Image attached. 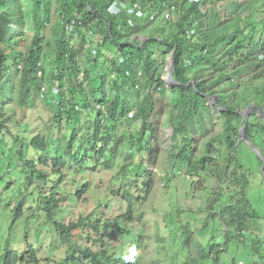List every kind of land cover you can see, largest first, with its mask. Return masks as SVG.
I'll return each instance as SVG.
<instances>
[{"label":"trees","instance_id":"trees-1","mask_svg":"<svg viewBox=\"0 0 264 264\" xmlns=\"http://www.w3.org/2000/svg\"><path fill=\"white\" fill-rule=\"evenodd\" d=\"M113 1L128 7L137 2L146 14L141 19L126 10L112 15L108 6ZM57 3L59 28H54L58 38L51 37L54 46L44 35L51 17L49 0H0V151L5 146L12 151L11 173L23 191L12 208V223L23 216L26 200L36 197L61 246L66 247L58 264H126L121 244L130 243L129 224L143 220L154 181L146 163L160 160L165 153L174 170L197 176V189L207 188L205 180L215 181L210 190L221 205L219 212L207 214L197 231L200 236L206 234L208 218L215 215L226 226L223 244L230 242L233 233L255 236L253 230L262 216L248 196L251 173L234 161L244 126L248 140L262 155L257 157L259 165H264V119L258 115V110L264 112V0ZM172 4L169 16L156 23L164 6ZM129 18H133L132 25H128ZM70 24L71 32L66 30ZM26 26L32 37L24 49ZM89 33L99 35L97 46L106 49L109 57L99 61L102 55L93 49L90 63L84 66L79 57ZM75 34L81 38L78 47L72 43ZM169 56L174 63L172 87L163 79ZM46 80L50 87L41 100L53 116L43 131L41 126L34 127L36 120L26 121V113L40 100ZM53 88L56 93L51 95ZM248 95L257 109L254 116L244 119L239 110L249 106ZM10 104L25 111L22 122L13 121L6 111ZM165 106L169 108L166 117ZM215 116L221 118V130L212 141L220 145V153H214L216 147L209 142L200 153L198 140L210 132ZM166 126L171 127V135L161 154L157 134ZM88 171L91 175L108 171L111 188L105 187L91 213L81 211L75 216L72 206L94 188L88 180L81 183ZM200 211L204 209L191 211L196 216L193 221ZM190 221L182 225V244L196 246L197 252H190L181 264H197L211 255L217 262L221 244L213 243L209 250L199 248L208 241L191 242ZM118 236L120 244L115 240ZM1 261L22 264L38 258L35 250L18 252L6 241ZM134 264L144 263L136 256Z\"/></svg>","mask_w":264,"mask_h":264},{"label":"rangeland","instance_id":"rangeland-1","mask_svg":"<svg viewBox=\"0 0 264 264\" xmlns=\"http://www.w3.org/2000/svg\"><path fill=\"white\" fill-rule=\"evenodd\" d=\"M50 10V22L44 27L45 39L51 41L55 46V40L53 38L57 34L54 28H59L57 21V0H49ZM164 18V15L158 16L155 20L156 23L160 22ZM8 27L16 29L14 25H6ZM24 31L27 33V42H23L21 48L26 49L29 40L32 37V31L29 26H26ZM70 35L67 33V36ZM53 37V38H51ZM51 38V39H50ZM99 35L96 33H89L86 36V44L82 49L79 59L87 66L90 63L89 59L92 57L91 52L93 49L98 51L99 61H103L106 57V49L99 50L97 39ZM139 38H144L140 36ZM81 38L76 34L72 39V43L75 47L80 45ZM45 44V50H46ZM50 48H47V53H50ZM104 53V54H100ZM171 56L168 57V60ZM47 69L50 72V62L48 58L44 59ZM169 63H167L168 65ZM92 65V64H91ZM95 66V64L93 65ZM106 67V62L104 67ZM102 69V66L99 67ZM51 73V72H50ZM167 74L163 75V79ZM48 77H50L48 73ZM165 80V79H164ZM46 89L49 88V82L45 81ZM167 84V83H166ZM258 85H261V80L257 81ZM168 86H171L167 84ZM68 86L66 82L65 88ZM172 87V86H171ZM259 86L258 89H261ZM239 92L243 89L239 88ZM249 106L245 109H240V113L243 114L244 119L254 116L256 111V104L253 102V96L248 95ZM43 98H40L36 102L35 108L30 109L26 113V121L30 120L33 123L37 122L36 126H41L45 131L49 125L53 112L49 107L42 102ZM166 96H164V100ZM211 103V108L216 109L214 102ZM13 109V110H12ZM6 111L13 115V121L21 120V116L25 115V111L16 104H10ZM164 117L167 116L169 111L168 106H165ZM163 117V119H164ZM256 120V119H255ZM209 121V120H208ZM221 118L215 116L212 119L210 126V132L198 140V151L202 152V149L206 146V143H212L216 148L213 149L214 153L219 154L220 145L212 138L221 130ZM244 127V126H243ZM241 127L240 137L237 140V151L235 150L236 159L234 163L242 164L241 170H249L251 173L250 185L248 188V196L252 203V206L257 209L262 218H259L260 224L257 229L253 230L255 236H245L243 234L233 233V237L227 244H223L225 241L224 230L226 226L223 223L220 215L210 216L207 221L206 234L200 236L197 231L203 226L204 219L207 214L213 212H219V206L221 202H215L213 200L210 187L215 185V181L212 179L205 180L207 188L197 189L196 175H189L188 172L183 169L177 168L174 170L169 166L165 153L159 160L157 159L153 163L147 162L146 165L151 170L154 181L152 191L148 196V203L143 208L144 218L143 220L135 219L132 224H129L132 230L131 240L128 246L121 244V252H127V250L134 246L136 249V256H138L144 264H181L183 260L190 252L196 253V246H185L183 242L182 226L189 221L188 228L194 233V240L191 242L201 244L203 241L207 242L206 246H200L209 250L213 243L221 244V251L218 255V261L213 260V255L207 256L205 259L199 260L197 264H261L264 260V171L262 166L258 163V154L254 150L252 143L248 140L246 128ZM171 135V127L166 126L160 129L157 134V148L161 154L167 149L169 145V136ZM256 148V147H255ZM258 148V147H257ZM256 148V149H257ZM225 154L227 148L224 150ZM12 151L8 146L3 147L0 151V264L1 254L5 250L6 240L12 250L18 252H28V250L35 249L38 261L37 262H23L22 264H58V262L64 257L66 247H62L60 239L50 221L45 218V213L40 208L36 197L34 201L27 199L23 205V216L17 219L14 224V216L11 208L14 205L23 191L19 190L17 185V177L11 173V164L13 162ZM217 165V164H216ZM231 167V166H230ZM171 169V170H170ZM117 167L114 168V172ZM170 170V174L168 171ZM85 177L82 178L81 183L88 180L89 183L94 184V188L87 192L83 198H81L77 205L72 206L75 216L81 211L91 213L93 203L101 195L105 187L111 188L108 184L110 173L108 171L98 173L97 175H91L92 172L88 171ZM209 176H205V179ZM198 185L201 184L198 182ZM72 190L73 187H72ZM71 190V192H72ZM103 194V193H102ZM226 196V195H225ZM8 201L11 208L8 206ZM204 209L202 214H197V220L193 221L192 218L196 216L191 214V211H198ZM169 213V214H168ZM166 215V216H164ZM223 235V238H222ZM257 235V236H256ZM119 236L115 239L118 241ZM174 253H178L177 258L173 257Z\"/></svg>","mask_w":264,"mask_h":264},{"label":"built area","instance_id":"built-area-1","mask_svg":"<svg viewBox=\"0 0 264 264\" xmlns=\"http://www.w3.org/2000/svg\"><path fill=\"white\" fill-rule=\"evenodd\" d=\"M165 5V4H164ZM169 8H167L166 6H164L163 10H162V15H164L165 17L169 16L170 10L173 8V4L168 6ZM109 9H111V11H109ZM122 10H126V12L128 14H133L136 18L141 19L142 17H144V15L146 14V11H144L142 9V7L140 6L139 3H134L132 7L127 8L126 4L123 2H118V1H114L112 2L109 7H108V11L110 14L112 15H117L119 14ZM137 13H140L139 15H137ZM154 18V14L151 15V19ZM128 24L132 25L133 24V18H129L128 19ZM67 29L68 31H72L73 29V25H67ZM194 31H191L190 34H192ZM264 57V54L261 56Z\"/></svg>","mask_w":264,"mask_h":264},{"label":"clouds","instance_id":"clouds-1","mask_svg":"<svg viewBox=\"0 0 264 264\" xmlns=\"http://www.w3.org/2000/svg\"><path fill=\"white\" fill-rule=\"evenodd\" d=\"M114 2V1H113ZM118 2H121V1H118ZM124 3V2H123ZM137 3V2H136ZM126 4V3H125ZM133 6V5H132ZM131 6V7H132ZM141 6V5H140ZM109 7V6H108ZM126 7L127 8H130V7H128L127 5H126ZM143 9V8H142ZM144 10V9H143ZM109 11H111V9H109ZM144 11H146V10H144ZM140 13H137V15H139ZM153 14H155V13H153ZM129 25V24H128ZM66 30H68L67 29V26H66ZM72 31H73V29H72ZM71 32V31H70ZM38 74L39 75H41V71H39L38 72ZM81 76H82V74H80V78H81ZM48 89V88H47ZM46 89V85L44 84L43 86H42V94H41V98L42 97H44L45 96V94L47 93V90ZM56 93V89L55 88H53L52 89V91H51V95H54ZM18 185V184H17ZM8 204H10L9 203V201H8ZM9 206V205H8ZM10 208H11V206H9ZM12 209V208H11ZM45 218H46V215H45ZM13 223H11V225H12ZM7 241V240H6ZM33 250H35V249H33ZM3 253V252H2ZM135 257H136V249H135V247L134 246H131L128 250H127V252H126V254H124L123 256H122V260L123 261H125L126 262V264H134V261H135Z\"/></svg>","mask_w":264,"mask_h":264},{"label":"water","instance_id":"water-1","mask_svg":"<svg viewBox=\"0 0 264 264\" xmlns=\"http://www.w3.org/2000/svg\"><path fill=\"white\" fill-rule=\"evenodd\" d=\"M142 37H144V36H142ZM173 68H174V63H173V59H172V57L169 59V64L167 65V68H166V71H167V74H166V76H165V81H166V83L167 84H169V85H171V86H173L174 85V79H173V77H172V72H173ZM241 115H243V114H241ZM258 115L260 116V118H263L264 119V112L263 111H261V110H258ZM244 128V127H243ZM253 146V145H252ZM254 147V146H253ZM254 150L257 152V154L260 156V157H262V155H261V153H260V151L258 150V149H256L255 147H254ZM263 159V158H262ZM264 166V165H263ZM262 166V167H263Z\"/></svg>","mask_w":264,"mask_h":264},{"label":"bare ground","instance_id":"bare-ground-1","mask_svg":"<svg viewBox=\"0 0 264 264\" xmlns=\"http://www.w3.org/2000/svg\"><path fill=\"white\" fill-rule=\"evenodd\" d=\"M261 119H263V118H261Z\"/></svg>","mask_w":264,"mask_h":264}]
</instances>
